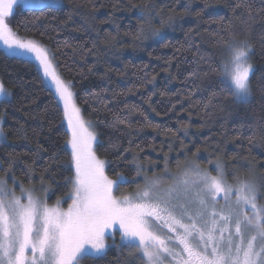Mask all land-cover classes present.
I'll return each instance as SVG.
<instances>
[{
	"label": "trees",
	"instance_id": "obj_1",
	"mask_svg": "<svg viewBox=\"0 0 264 264\" xmlns=\"http://www.w3.org/2000/svg\"><path fill=\"white\" fill-rule=\"evenodd\" d=\"M237 2L243 6L234 13ZM262 9L264 0H63L58 11L16 7L9 23L21 38L55 54L58 73L73 85L81 115L96 134L94 150L106 161V174L135 180L121 185L119 194L134 193L142 173L161 175L167 156L171 173L195 161L215 175L219 163L226 183H255L264 205ZM156 30L161 36L152 35ZM245 39L253 65L247 103L215 87L218 73L212 70L230 43ZM209 58L215 62L206 63ZM29 60L0 48V81L11 93V103H0L6 137L0 178L17 192L22 185L33 196L44 195L47 204L61 200L65 206L74 175L68 133L52 90ZM198 65L201 71L190 75ZM117 237L103 256L81 264H142L141 254Z\"/></svg>",
	"mask_w": 264,
	"mask_h": 264
},
{
	"label": "snow or ice",
	"instance_id": "obj_2",
	"mask_svg": "<svg viewBox=\"0 0 264 264\" xmlns=\"http://www.w3.org/2000/svg\"><path fill=\"white\" fill-rule=\"evenodd\" d=\"M17 5L29 11H58L63 0H0V42L8 55L23 56L26 62L29 57L34 59L43 78L53 86L71 133L68 144L75 176L67 210L49 207L22 185V195L17 197L7 187V180H0V264H81L85 258L103 256L106 239L109 234L114 236L117 228L123 246L138 251L142 264H264V205L258 203V188L246 180L238 181L235 188L227 184L219 163L215 165L217 175L201 170L195 161L172 174L165 156L163 173L151 179L145 175L144 186L134 195L117 198L113 194L135 180L119 174L115 180L108 177L106 161L93 147L98 143L96 134L81 115L73 85L58 73L55 54L35 39L21 38L10 26ZM242 6L235 3L233 12ZM247 7L250 15L251 5ZM152 35L161 36V32ZM187 43L189 48L196 47L191 40ZM229 52L230 56L212 69L218 73L214 86L247 103L252 45L246 39L234 41ZM214 62L212 58L206 61ZM200 71L198 65L190 75ZM203 74L206 76L207 70ZM10 97L0 81V103H11ZM4 171L9 174L11 166ZM140 171L138 167V176ZM12 181L17 183L14 177ZM221 194L227 212L216 207Z\"/></svg>",
	"mask_w": 264,
	"mask_h": 264
},
{
	"label": "rangeland",
	"instance_id": "obj_3",
	"mask_svg": "<svg viewBox=\"0 0 264 264\" xmlns=\"http://www.w3.org/2000/svg\"><path fill=\"white\" fill-rule=\"evenodd\" d=\"M16 7H20V8H23L21 5H17V6H15L14 7V10H15V8ZM0 48L1 49H3L4 51H6V47L3 45V43L2 42H0ZM230 56V52H228L227 53V55H226V57H225V60L228 58ZM29 59H31L30 57H29ZM31 60H33L37 65H38V63L34 60V59H31ZM39 67V66H38ZM41 71V70H40ZM41 74H42V72H41ZM42 76H43V74H42ZM43 80H44V82H45V84L48 86V88H50L51 90H52V92H53V94H54V96H55V98H56V100H57V102H58V104H59V106H60V108H61V110H62V114H63V105H62V103H60L59 101H58V97H56V95H55V90H54V88H53V86L51 85V83H50V81H48L47 79H44L43 78ZM84 119V118H83ZM88 123V122H87ZM63 127H64V129L66 130V132L68 133V138H67V141H66V148H67V150L69 151V153H70V162H71V147H70V145L68 144V141L70 140V138H71V133H70V131L68 130V127H67V121L65 120V118H64V115H63ZM0 128H1V118H0ZM91 130H92V128H91ZM93 131V130H92ZM2 140H0V142H1ZM95 145V144H94ZM94 147V146H93ZM71 166H72V164H71ZM72 169H73V173H74V175H73V178H72V180L74 179V176H75V170H74V167L72 166ZM200 169L201 170H203V171H207V169H204V168H202V167H200ZM214 169V171L216 172V170H215V167L213 168ZM183 170V169H182ZM181 170V171H182ZM181 171H178V172H174V173H172V174H179ZM208 172V171H207ZM209 173V172H208ZM146 174H144V173H142V174H140V176H139V181H140V183H139V187H138V189L139 188H142L143 186H144V180H143V177L145 176ZM215 175H217V172L215 173ZM148 176V175H147ZM0 180H7V178H0ZM71 180V181H72ZM113 180H115V179H113ZM227 184H229V185H232L234 188L237 186V183L236 184H230V183H227ZM7 187L9 188V189H11V190H13L14 191V193H15V195L17 196V197H20L21 195H22V193H21V191H19V192H17L16 190H15V188H18V187H14V185H10V184H8L7 183ZM138 189L134 192V193H131V194H129V193H126V194H119V192L118 191H116V190H114V195L117 197V198H120V197H123V196H131V195H134L137 191H138ZM72 190H73V184L71 183V190H70V193L72 192ZM34 197H36V198H39V199H41V200H43L44 202H45V198H44V195H42V196H34ZM69 197V196H68ZM218 199V203H217V205H216V207H217V209L219 210V209H223L225 212H227L228 210H229V208L226 206V204H225V201H224V199H223V194H221V196L220 197H218L217 198ZM235 200H236V193L235 192H233V194H232V196H231V201H232V207H233V209H235ZM24 202H26V198H25V201ZM71 203V200L70 199H68V202L66 203V205L65 206H63L62 205V201L60 200V203H59V205H57V202L56 203H54V204H47L49 207H60L61 209H63V210H67V208H68V206H69V204ZM115 233H117L118 234V237L116 238V240L118 241V243H120V244H122V241H121V238H120V233H119V230H118V228L116 229V232ZM115 236V235H114ZM114 236L113 235H111V234H109L108 235V237H107V239H106V243H107V245L109 246L110 245V242L112 241V240H114L113 238H114ZM166 264H167V262H166Z\"/></svg>",
	"mask_w": 264,
	"mask_h": 264
}]
</instances>
